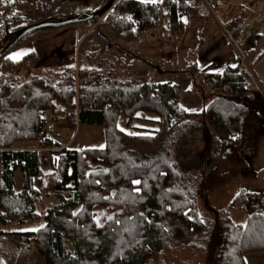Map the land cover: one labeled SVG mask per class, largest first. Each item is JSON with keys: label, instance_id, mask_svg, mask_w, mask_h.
<instances>
[{"label": "trees", "instance_id": "trees-1", "mask_svg": "<svg viewBox=\"0 0 264 264\" xmlns=\"http://www.w3.org/2000/svg\"><path fill=\"white\" fill-rule=\"evenodd\" d=\"M192 3L116 0L99 25L120 41L137 42L159 16L167 18L168 30L175 33ZM100 16L78 22H95ZM22 27L13 32L0 27V50ZM47 28L29 31L10 50ZM6 54L0 57V226L39 219L35 203L42 192L58 200L45 209L42 224L33 231L0 230L15 244V264L24 261L29 247L44 264H147L169 244L204 251L213 264H244L243 256L251 253L264 258V212L247 210L243 222L234 223L227 214L207 218L198 209L206 161L217 155L220 140L231 145L240 139L252 112L249 77L240 63L218 72L192 69L210 89L227 86L229 93L214 94L199 112H187L174 84L114 75L112 61L88 51L78 55L76 79L69 64L22 78L15 72L26 68L33 55L12 61ZM87 60L94 66H87ZM102 66L107 68L103 76L97 69ZM67 110H74L78 124L100 125L103 146L62 148L55 159L48 155L45 171L42 148L49 143L40 140L42 114L49 111L55 118ZM136 111L157 116L152 135L126 134L117 127L119 113L129 120ZM230 132L237 133L233 141ZM24 141H36L38 149L15 148ZM15 168L22 174L19 192L12 188ZM247 196L237 191L234 208L242 209Z\"/></svg>", "mask_w": 264, "mask_h": 264}, {"label": "rangeland", "instance_id": "rangeland-1", "mask_svg": "<svg viewBox=\"0 0 264 264\" xmlns=\"http://www.w3.org/2000/svg\"><path fill=\"white\" fill-rule=\"evenodd\" d=\"M142 1L160 3L161 0ZM106 3L107 0H10L8 4H2L0 0V5H3L4 7L0 8V27H3V32H13L20 26L37 22V20L59 21L82 13H90L103 8ZM215 3L212 5L213 16L222 25H226L232 21L238 22L239 19H243L245 22L248 21L250 31L252 32L262 28L261 25L264 22V0H221L220 4ZM192 4L194 6V10H203V8L198 3L193 2ZM163 9L164 8L160 6L161 13L163 12ZM103 15L104 14H101L96 22H100V20L103 19ZM204 17L209 19L210 23H212L213 30H217L219 35H221L212 16L206 12ZM167 21L168 20L166 17L159 16L156 26L144 29L141 36L137 40L139 41L143 38L149 37L143 42V44L136 42H123L118 39H115V42L112 43L110 42L112 40L111 39L109 40V43H107L105 37L98 34L97 29H93L92 31L88 32L84 39H81L78 46L74 49L72 58L65 64L71 65L74 71L73 77L76 79V69L80 65V56L78 55H81L85 52V50L82 48L86 45V43L96 42L95 40L97 39L98 41L100 40V46L102 45L100 47L101 49L99 48L97 52H89L101 59H104L105 61H112L114 63V75L138 79L141 82L148 81V83L160 82V80H169L171 76L168 74L166 77H164V79H161L162 77L159 76V72L162 70L160 64L161 59L156 55L159 50L160 52H163L164 48L167 49L166 51L168 52H171L169 50L175 49L178 45V43L177 45L175 43L180 37V34L178 31H176V33L170 32L168 30ZM84 22L88 23L86 21ZM107 29L109 30V28ZM185 31H188L190 34L189 31H191V27ZM149 35H151V37ZM175 35H178L176 37V41L173 40ZM104 36L110 38L107 33ZM131 53L139 54L143 58V61L134 60L128 55ZM169 60L173 62L172 58H169ZM127 61L131 62L132 72H127L128 69L126 70V65L128 64ZM86 63L87 66H94L93 62L88 60L85 62V64ZM29 64H31V61ZM28 67L29 66L23 68L24 70L21 69L16 71L15 74L26 79L31 73ZM52 68L56 69L59 67ZM97 69L100 75L103 76L107 68L106 66H102ZM41 70V67L39 69H37V67H33L32 73L39 74ZM248 82H250L252 86H255L251 79H249ZM186 83L187 82L184 84ZM247 87H249V83L247 84ZM208 90L206 91V95L208 93L209 94L206 96L205 102L210 96L214 94H221L223 91H225L223 90V87L218 88V90H215V92H213L210 88H208ZM210 92L212 93L210 94ZM44 112L47 117H51L53 120V117L50 115L49 111ZM62 116L75 117L74 110H67L63 114L55 117L56 119L53 121L55 126L52 128L54 130L51 131V134L56 136L51 139L57 140V137L60 136L61 127L70 125L72 126L71 129L62 130V136L69 138L71 135H76V140L82 139L79 143H75L76 145L73 144L74 147L97 146L92 142V138L94 135H99L97 134V131L100 130L98 125L77 126L76 128L77 123H70L67 121V119L61 118ZM120 117L119 127H122V122L125 118L122 115ZM45 118L46 117L44 116L43 121ZM136 125L142 124L140 122ZM49 129L48 133H50ZM90 130L91 132H89ZM220 141L221 145L217 155L215 156L217 159V165L211 169L213 158L208 159L205 163L206 172L204 174V178L200 181L201 186L198 192L199 213L201 216H205L207 218H211L212 214L218 217L223 214H227L234 223H241L245 218L247 210L257 209L264 212V123H262L260 128H257L256 131L250 129V126L247 124L246 127L243 128L240 139L237 142L231 140L233 141L231 145H227L224 140ZM195 149L197 151V148ZM59 150L60 149H57L55 152ZM48 155L49 154L47 151L45 154H43L44 163L42 168L45 171L50 168ZM56 155L57 154H54L53 157L56 158ZM239 190L245 191L248 195L247 202L242 209L234 208L235 203L233 199ZM52 195L53 194L50 192V194H46L45 197H41L39 199L40 204H38L39 209L37 210L40 211V213L44 212L43 210H45V208L51 207L52 205H56L58 203V200L53 197L54 195ZM49 196H51L52 199L49 198ZM66 245L67 249L72 252L68 244ZM16 251L15 244L9 238H7V243H2L0 246V263L15 264ZM243 260L244 264H264V258L261 253L245 254L243 256ZM213 263V259H211L208 255H205L204 251H194L185 247L175 249L170 244L164 246L157 257L152 258L147 262V264ZM21 264L44 263L42 257L33 248L29 247L25 259Z\"/></svg>", "mask_w": 264, "mask_h": 264}, {"label": "crops", "instance_id": "crops-1", "mask_svg": "<svg viewBox=\"0 0 264 264\" xmlns=\"http://www.w3.org/2000/svg\"><path fill=\"white\" fill-rule=\"evenodd\" d=\"M9 1L10 0H1L2 4H8ZM220 3L221 0H217L215 4ZM204 10V8L202 11H196L193 9L189 11L188 14L181 16L180 21L182 23V26L176 30L180 34V37L177 40V38L174 36L173 39L174 41L177 40V42L175 43L176 45L178 43L177 47L175 49L169 50L171 52L166 51L167 49L164 48L163 52H160L159 50L156 55L161 59L160 64L162 70H160L159 76L162 77L161 79H164V77H166V75L168 74L171 76V78L165 81L160 80V82H149V84H158L164 82L174 84L178 91V102L187 112H199L203 104L205 103L206 96L209 94L208 93L206 95V91L209 87L207 86V83L204 81V79L201 76H195L191 74L190 71L194 68L198 73L218 72L225 66L233 67L236 64L240 63L243 68L252 73L254 79L260 84V86L261 83L264 82V56L257 57V55L264 50V22L261 25L262 28L255 30L254 32L250 31L248 21L245 22L243 19H239L238 22H230L240 24L245 30V34L243 35L241 41L238 43L236 48H233L223 39L221 35H219L217 30H213L212 23H210L209 19H206L204 17V15L206 14V10ZM189 27H191V31H189L190 34L188 33V31H185ZM93 29H97L98 34L105 37L107 43H109V40L111 39V43L115 42L116 38L111 35L110 31L107 28L101 27L99 25V21H95L93 23H85L83 21L57 28H47L39 30L29 40L10 50L5 55V57L9 60L16 61L26 54H32L34 61L32 59L31 64L28 65V69L29 71H31V73L33 72V67H37V69H39L40 67H61L66 62L70 61L73 56L72 54L74 52V49L78 46L81 39H84L88 32L92 31ZM106 33L110 36V38L104 36ZM149 36L151 37V35ZM147 38H143L136 43L143 44V42ZM95 41L96 42L86 43V45L83 46L82 49L88 52H97L102 45L100 46V40L98 41L96 39ZM128 55L131 56L134 60L143 61V58L139 54L131 53ZM169 58H172L173 62H171ZM126 70L127 72H132L130 61L126 65ZM185 82L187 83L184 84ZM146 83H148V81ZM248 83L250 96L249 102L252 112L246 120L245 127L248 124V126H250V129L256 131L257 128H260L261 124L264 123V93L261 92V90L256 86H252L250 82H247V84ZM261 87L264 89V86ZM215 90H218V88L212 89L213 92H215ZM223 90L225 91H223L222 94L229 93V88L227 86H223ZM211 93L212 92H210V94ZM121 115V113L118 114L117 127L126 134L152 135L158 128L157 116L152 113L136 111L134 112L133 117L129 120H127L122 115L125 119L122 122V127H119ZM44 116L46 118L43 121L40 140L48 141L49 144L44 146L42 150L49 152V155L52 159L55 158L53 157V155L57 154V152L54 153V151H56L57 149L65 148L68 150H78L91 147H74L73 144L79 143L82 139L76 140V135H71V137L69 138H65L64 136H62V130L71 129L72 126L70 125L61 127L60 136L57 137V140L51 139L56 136L51 134V131L54 130L52 128L53 126H55V123L53 121L56 118H53L52 120L51 117H47L45 115V112H43L42 118H44ZM140 122L142 125H136ZM86 125L87 124L77 123L76 128L77 126L79 127ZM98 126L100 130L97 131V134L99 135H94V137L92 138V142L97 145L94 146L95 148H100L101 145L103 146L102 127L100 125ZM48 129L50 130V133H48ZM89 132H91V130ZM235 137L236 132H231L229 134V138L231 140H234ZM37 145L38 144L36 141H24L16 143L15 148L21 149L24 147H30L38 149ZM216 165L217 159L216 157H213L211 169H213ZM12 180V188L14 192H19L22 188V174L19 168H15L13 170ZM46 194H50V192H42L39 199L41 197H45ZM49 198L52 199L51 196H49ZM39 199L35 203V211L38 213L39 219L26 220L19 225L15 223H9L4 226H0V230L4 232H23L33 231L34 229H36L43 222L42 216L44 214V212L40 213V211L37 210L39 209L38 204H40ZM2 243L6 244L7 238L4 235L0 234V246Z\"/></svg>", "mask_w": 264, "mask_h": 264}, {"label": "built area", "instance_id": "built-area-1", "mask_svg": "<svg viewBox=\"0 0 264 264\" xmlns=\"http://www.w3.org/2000/svg\"><path fill=\"white\" fill-rule=\"evenodd\" d=\"M175 6L178 4L179 0H170ZM194 3H198L201 7H203L206 12H208L212 18L215 20L216 25L219 29V32L221 33V36L223 37V39L233 48H236L238 43L241 41L243 35L245 34V30L244 28L240 25V24H236V23H228L226 25H222L220 22H218L214 16H213V7L212 5L217 2V0H192ZM125 18H127L128 16L126 14L121 15ZM178 35H175V37H177ZM243 68V67H242ZM247 74L249 79L252 80V83L261 90V92L264 93V89L258 84V82L253 78V76L251 75V73L246 70L245 68H243ZM63 119H67L68 122L70 123H77L76 121V116H69V117H61Z\"/></svg>", "mask_w": 264, "mask_h": 264}, {"label": "water", "instance_id": "water-1", "mask_svg": "<svg viewBox=\"0 0 264 264\" xmlns=\"http://www.w3.org/2000/svg\"><path fill=\"white\" fill-rule=\"evenodd\" d=\"M115 3L114 0H107L106 5L98 10H95L90 13H82L79 15H75L71 18L59 20V21H51V20H41L37 21L28 25L23 26L22 28L19 29L17 34L13 37L11 41H9L1 50H0V57L6 54L17 42L18 40L23 37L26 33H28L31 30L34 29H40V28H46V27H51V28H57L61 27L64 25L72 24V23H77L78 21L81 20H88L96 15H101L104 14L107 10H109L113 4ZM83 15V17L81 16Z\"/></svg>", "mask_w": 264, "mask_h": 264}, {"label": "snow or ice", "instance_id": "snow-or-ice-1", "mask_svg": "<svg viewBox=\"0 0 264 264\" xmlns=\"http://www.w3.org/2000/svg\"><path fill=\"white\" fill-rule=\"evenodd\" d=\"M134 183H139V181H134Z\"/></svg>", "mask_w": 264, "mask_h": 264}]
</instances>
